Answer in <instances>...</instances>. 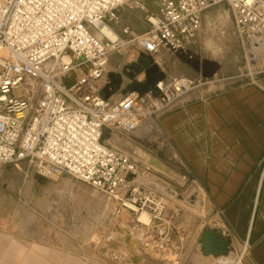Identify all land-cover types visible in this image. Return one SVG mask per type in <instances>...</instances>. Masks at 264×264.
I'll list each match as a JSON object with an SVG mask.
<instances>
[{
  "label": "built area",
  "instance_id": "obj_1",
  "mask_svg": "<svg viewBox=\"0 0 264 264\" xmlns=\"http://www.w3.org/2000/svg\"><path fill=\"white\" fill-rule=\"evenodd\" d=\"M219 6L230 12L254 78L264 74V0H159L157 13L144 0H0V165L71 177L163 221L168 192L144 183L151 168L112 143L159 130L160 119L202 87L200 80L169 78L163 65L191 60L205 14ZM136 10L144 14L143 33L124 19ZM129 48L163 78L147 92L139 86L125 94L122 80L107 98L111 56ZM129 67L124 75L133 81L140 66ZM157 250L164 252V243Z\"/></svg>",
  "mask_w": 264,
  "mask_h": 264
},
{
  "label": "rangeland",
  "instance_id": "obj_2",
  "mask_svg": "<svg viewBox=\"0 0 264 264\" xmlns=\"http://www.w3.org/2000/svg\"><path fill=\"white\" fill-rule=\"evenodd\" d=\"M144 3L152 12H158L159 0ZM124 19L138 28V33L147 29L140 11L128 12ZM188 52L191 60L185 56L172 58L163 65L164 72L169 78L186 77L200 80L203 85L199 93L193 91L180 99L175 108L196 99L201 92L226 90L255 79L256 69L244 60L226 8L214 9L195 47ZM147 62L130 48L111 56L109 72L116 76L114 85L119 84V79L124 81L121 94L147 84ZM135 63L140 67L133 72L136 78L131 81L124 72ZM117 141L112 143L115 148H119ZM144 183L151 186L149 179ZM195 195H175L174 206L170 204L161 215L163 221L157 223L151 222V210L121 207L71 177L46 178L27 166L0 165V264H220L213 257H204L201 239L211 228L219 227L225 235L226 231L207 216L200 200L193 199ZM142 214L148 215L147 223L140 221ZM123 229H129L131 236ZM184 229L188 232L183 233ZM160 243L166 249L161 253L157 250ZM7 245H15V257L7 256ZM231 249L229 264H247L244 252L233 246ZM27 251L33 253L29 259L23 257ZM39 251L58 252V257H38ZM170 251L187 252L189 257L173 256Z\"/></svg>",
  "mask_w": 264,
  "mask_h": 264
},
{
  "label": "crops",
  "instance_id": "obj_3",
  "mask_svg": "<svg viewBox=\"0 0 264 264\" xmlns=\"http://www.w3.org/2000/svg\"><path fill=\"white\" fill-rule=\"evenodd\" d=\"M118 141L121 151L151 168L143 182L149 179L151 186L168 192L172 206L175 195L196 194L193 199L200 200L207 216L224 227L230 248L244 252L247 264H264V74L246 85L201 92L165 114L159 130L136 142ZM14 246L7 245L8 257L16 256ZM169 254L189 257L187 252ZM32 255L27 251L23 257ZM47 256L58 257V252L39 251L38 257Z\"/></svg>",
  "mask_w": 264,
  "mask_h": 264
},
{
  "label": "bare ground",
  "instance_id": "obj_4",
  "mask_svg": "<svg viewBox=\"0 0 264 264\" xmlns=\"http://www.w3.org/2000/svg\"><path fill=\"white\" fill-rule=\"evenodd\" d=\"M113 87L115 88L116 86L113 83ZM143 223H147L149 221L148 215L142 214L140 218ZM126 234L131 236L130 230L129 229H123ZM230 243L227 238V235L222 233L217 228H211L208 229L202 236L201 239V245L200 249L202 254L206 257H213L215 260L218 259H229L230 256L232 255V250L230 248Z\"/></svg>",
  "mask_w": 264,
  "mask_h": 264
},
{
  "label": "water",
  "instance_id": "obj_5",
  "mask_svg": "<svg viewBox=\"0 0 264 264\" xmlns=\"http://www.w3.org/2000/svg\"><path fill=\"white\" fill-rule=\"evenodd\" d=\"M143 58H145V57H143ZM145 59H147V61H148L147 62L148 65L146 67V73L148 74L149 79H148V82H147L146 85L141 86L142 87L141 88L142 92L149 91V89L151 87H153L158 82L159 79L163 78V74L159 71V69L157 67H155V66L151 67L152 61L150 59H148V58H145ZM129 69H134V67L130 66ZM129 76L131 78H134V75H129ZM114 77H116V76L115 75H111L112 80H114L113 79ZM121 84H122V80L119 79V84L115 88L112 85L113 92H108L107 90L105 91L106 97L107 98L110 97L112 93L117 91L120 88Z\"/></svg>",
  "mask_w": 264,
  "mask_h": 264
}]
</instances>
